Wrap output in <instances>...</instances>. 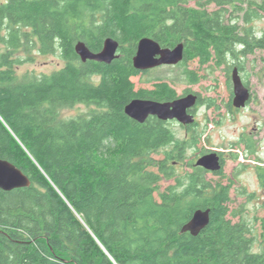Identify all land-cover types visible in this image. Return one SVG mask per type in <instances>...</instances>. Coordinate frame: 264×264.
<instances>
[{"label":"trees","instance_id":"trees-1","mask_svg":"<svg viewBox=\"0 0 264 264\" xmlns=\"http://www.w3.org/2000/svg\"><path fill=\"white\" fill-rule=\"evenodd\" d=\"M188 1H0V158L32 182L0 188V264H264V218L260 234L247 219L233 221L232 187L179 166L194 142L125 111L135 98L177 97L168 81L148 89L133 80L144 37L183 43L177 66L190 82L203 78L192 61L220 66L232 56L242 66L264 51V30L253 25L264 0H194L178 10ZM108 37L120 42L111 63L77 54L78 42L98 52ZM36 54L65 64L20 75ZM197 209H210L211 219L194 235L184 226Z\"/></svg>","mask_w":264,"mask_h":264},{"label":"rangeland","instance_id":"rangeland-1","mask_svg":"<svg viewBox=\"0 0 264 264\" xmlns=\"http://www.w3.org/2000/svg\"><path fill=\"white\" fill-rule=\"evenodd\" d=\"M194 4V0L184 2L179 6L178 10L184 11ZM253 25L261 33L264 30V18L256 19ZM2 49L3 47L0 44V51ZM35 57L36 60L34 62H27L18 68L20 75L32 71L38 75L48 74L63 67L65 64L63 57L56 54H36ZM233 61L240 62V59L230 56L227 58V62L220 66H217L215 60L201 67L198 61L190 62L189 67L198 70L204 77L201 83L194 86V88L200 89L204 95L208 93L213 95L214 91L209 89L213 81L212 78L218 77L223 81L225 75L232 73ZM241 63L243 69L240 72L255 87L260 103L264 105V51H257L255 54L249 55ZM210 76L211 78L207 79ZM159 79L171 83L176 88L178 94L183 93L185 88L190 84L184 72V67L181 66H161L152 69L148 73L144 71L142 75L140 74V76L133 78L138 88L150 87L153 81ZM226 89V85L221 86L219 89L220 94L226 93ZM84 108V106L79 105L76 108L66 109L63 112V116L73 115ZM207 109L203 107L202 114L199 116V129L204 135L203 139L199 143L197 150L191 149L188 151V158L194 156L197 151L206 149H221L225 152V157L228 159L225 165L226 176L208 175V179L212 183L222 180L225 184H231L232 202L230 206L232 214L229 217L235 222L244 218L252 222V224L255 223V227L260 234L262 231L261 219L264 218V178L260 176V173L264 174V148L260 147V156L258 158H255V156L248 157L242 144L234 146L233 143L253 123V120L249 116L250 114L252 116L258 113L261 116L258 119L263 120V116L260 114L262 108L260 110H253L251 108L249 111L244 110L236 115H228L227 110L213 113ZM262 113H264V109ZM218 120L220 122L216 123ZM174 127L178 139L183 140L186 137L185 130L177 125H174ZM233 151L236 153V156H232ZM156 157L160 158V155ZM188 161L189 159L183 161V170L190 169ZM173 182V179L166 180L161 185L165 188Z\"/></svg>","mask_w":264,"mask_h":264},{"label":"water","instance_id":"water-1","mask_svg":"<svg viewBox=\"0 0 264 264\" xmlns=\"http://www.w3.org/2000/svg\"><path fill=\"white\" fill-rule=\"evenodd\" d=\"M76 52L83 61L88 59L99 62L111 63L120 57V42L113 37L104 41L103 48L96 52L88 45L80 41L76 44ZM184 59V44L176 47H163L150 37L142 38L138 43L136 55L133 58L134 66L140 71H146L162 65H177ZM233 80L235 87V104L244 106L249 99V89L243 84L238 69H234ZM197 102V96L190 94L172 102H160L151 99H133L125 108L126 113L140 123H144L151 116H158L160 119H178L181 123L190 124L195 118L188 114L187 109ZM197 164L211 171L222 170L220 156L217 152H211L198 159ZM31 179L22 169L14 163L0 158V188L10 191L16 188L28 187ZM210 209H197L190 221L184 226L185 231L192 234H199L210 222ZM107 251V250H106Z\"/></svg>","mask_w":264,"mask_h":264},{"label":"flooded vegetation","instance_id":"flooded-vegetation-1","mask_svg":"<svg viewBox=\"0 0 264 264\" xmlns=\"http://www.w3.org/2000/svg\"><path fill=\"white\" fill-rule=\"evenodd\" d=\"M237 62L236 61L232 62L233 63V71L231 74L225 75V78L223 81H221V79H219L218 77L214 78V79L212 78L213 81H212V84L210 85L209 89L214 91L213 95H211L209 93L204 95L200 89L194 88V86H197L201 83V81L204 78L203 77L198 82H190V84L185 88L183 93L178 94V92H177V97L175 99L169 100V101H160V102H172V101H175L181 97H185V96H188L190 94H194L195 96H197V102L194 106L189 107L187 109L188 114L192 115L195 118V121L193 123L184 124V123H181L176 118L169 119V120H163V119H160L158 116H154V115L150 116L153 118H157L161 121H164L169 127L173 128L174 132L176 131L174 125L180 126L183 130H185L186 137L183 140L189 141L190 143H192V141L194 142V144L191 147H187V149H186L187 150V152H186L187 158L186 159H189L188 164L190 165L189 170L202 169L203 171H205L207 179H208V175L225 177L226 176L225 165H226V161L228 159L225 157L226 156L225 152H223L221 149L200 150V151H197L194 156L188 158V151L191 149L197 150L198 149L197 147H198L199 143L202 141L203 136H204L203 133L199 129V126H200L199 116L202 114L203 107L208 108L207 110H209V111L211 110L210 112H213V113L214 112H222L223 110H225V111L227 110L228 115L229 114L236 115V114H238L244 110L249 111L251 108H253V110H260L262 108L260 114L263 116V120L258 119V117L261 118V116L258 115V113H255L252 116L250 114L249 116H250L251 120H253V123L251 124V126L249 128L245 129L241 133V135L238 137V140L235 141L233 143V145L237 146L238 144H242L244 146L246 156H248V157L255 156V158H258L260 156V147L264 148V145H263L264 144V113H262L263 109H264V105H261L260 99L257 95L256 90H255V87H253L252 84L246 78L243 77V73L240 72L243 69V66L239 65V62L237 64ZM177 65H179V64H177ZM177 65H162V66H177ZM158 67H161V66H158ZM241 67H242V69H241ZM155 68H157V67H155ZM155 68H152V69H155ZM152 69L146 70L145 72L148 73ZM234 69H238L239 74L242 78L243 84L249 89V92H250L249 99L247 100L246 104L244 106H241V107H239L235 104V87H234V80H233ZM142 73H144V71H141V75H142ZM209 78H211V76L208 77L207 79H209ZM159 80H161V79H159ZM159 80L153 81L152 82L153 84L150 87H146V88L154 89L156 83H158ZM223 85L227 86L226 93L220 94L219 89ZM218 91H219V93H218ZM151 100H154V99H151ZM156 101H159V100H156ZM218 122H220V120H218L216 123H218ZM175 134H176V132H175ZM176 136H177V134H176ZM211 152H217L218 155L220 156V162L222 164V170L211 171V170H208V169H206L202 166H199L197 164V161L199 158H201L202 156L209 154ZM232 156H236V153H234V151L232 153ZM180 164H181V165H179L180 168H183L182 167L183 161ZM257 168H259V167H257ZM213 184L214 185L222 184L223 186H230L231 185V184H225L222 180L215 181Z\"/></svg>","mask_w":264,"mask_h":264}]
</instances>
